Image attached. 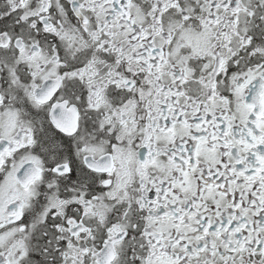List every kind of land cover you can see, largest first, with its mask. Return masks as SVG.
Returning <instances> with one entry per match:
<instances>
[{"label": "snow or ice", "instance_id": "snow-or-ice-1", "mask_svg": "<svg viewBox=\"0 0 264 264\" xmlns=\"http://www.w3.org/2000/svg\"><path fill=\"white\" fill-rule=\"evenodd\" d=\"M0 264H264V0H0Z\"/></svg>", "mask_w": 264, "mask_h": 264}]
</instances>
